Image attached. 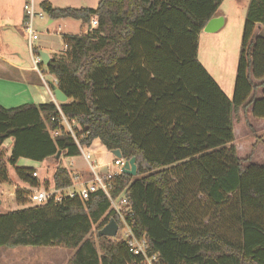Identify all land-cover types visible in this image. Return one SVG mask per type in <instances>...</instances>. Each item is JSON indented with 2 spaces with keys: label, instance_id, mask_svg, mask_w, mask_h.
<instances>
[{
  "label": "trees",
  "instance_id": "1",
  "mask_svg": "<svg viewBox=\"0 0 264 264\" xmlns=\"http://www.w3.org/2000/svg\"><path fill=\"white\" fill-rule=\"evenodd\" d=\"M223 1L99 0L94 9L41 2L49 20L89 26L96 17L97 26L63 35L64 58L46 65L66 102L0 106V149L12 140L7 162L0 159V183L10 165L22 183L38 187L35 169L17 163L50 159L58 164L52 185L66 188L71 174L60 159L79 157L77 143L98 141L135 159L136 176H117L112 196L127 199L149 255L162 264H264V162L239 157L233 146L234 116L264 121V37L257 34L264 0L249 2L231 99L197 58L198 37ZM61 115L75 123L76 140ZM187 194L196 208L185 207ZM26 195L16 192V203L26 204ZM229 203L235 241L201 228L195 216L207 219ZM110 220L120 225L102 192L18 209L0 215V248L63 249L72 252L66 264H130L124 242L98 236Z\"/></svg>",
  "mask_w": 264,
  "mask_h": 264
},
{
  "label": "rangeland",
  "instance_id": "2",
  "mask_svg": "<svg viewBox=\"0 0 264 264\" xmlns=\"http://www.w3.org/2000/svg\"><path fill=\"white\" fill-rule=\"evenodd\" d=\"M42 1V0H39ZM54 7L57 8H72L79 9L83 7H94L99 0H48ZM35 11L39 10L38 0H34ZM46 21L48 17L44 18ZM37 20L34 25L36 26ZM236 23H232L225 31L226 38L223 39L224 33L221 38L213 42V50H209L208 46L203 43V37L198 41V61L203 64L206 69L214 77L213 80L221 88L222 92L231 99L233 93V86L235 81L236 67L239 54V40L242 36L243 28L236 30ZM71 28V32L80 33L83 30L80 27ZM80 26V25H79ZM241 41V40H240ZM234 126V143L237 155L242 158L248 157L252 154V161L254 163L264 162V121L253 120L250 116H243L240 112L233 117ZM76 127V126H75ZM77 130V129H76ZM261 140H258V139ZM12 140L6 141L0 149V159L7 162L10 151V144ZM94 147L85 148L79 157L60 159V164L66 168L70 174L76 172L87 173L90 165L97 167L98 173L101 171L109 170L117 172L119 169L110 164L113 162L114 157L109 153L103 157H97L94 153L96 148H99V143L93 144ZM50 160V159H49ZM72 164V165H71ZM58 164L53 160L46 163L32 164L36 169L38 185L47 187L52 185V175ZM105 165V168H98V166ZM8 181L0 183V215H5L11 211L23 209L26 207L36 206L33 203L26 202L24 205L16 203L15 195L18 191L32 193V189L22 183L16 176L15 170L10 165L6 166ZM190 189L193 190L191 187ZM194 199L191 195L187 194L185 207L196 208ZM218 213L211 212L210 217L207 219L201 218L196 215L201 228H206L218 235H223L230 240H237L239 238L237 224L233 218L232 203H229L221 208ZM72 256V252L56 249V248H25L18 247L15 249L0 248V264H66Z\"/></svg>",
  "mask_w": 264,
  "mask_h": 264
},
{
  "label": "crops",
  "instance_id": "3",
  "mask_svg": "<svg viewBox=\"0 0 264 264\" xmlns=\"http://www.w3.org/2000/svg\"><path fill=\"white\" fill-rule=\"evenodd\" d=\"M43 1L50 3L48 0H38V7ZM249 2L250 0H224L215 17L222 19L221 25L211 33L202 31L198 41L200 37H203V43L208 46L209 50H213V42L221 38L223 36L221 35L222 33H224L223 39H225L227 35L225 30L232 23H236V30L243 28ZM26 3L27 0H0V106L5 109L24 105H41L50 102L57 104L58 102L55 101L52 90V86L56 88L54 85L55 78L47 72L46 65L53 59L64 58L63 35H80L89 30V26H86L83 30V23L72 19L46 21L44 19L47 17L45 14L42 19H36L35 31L37 32L38 40L35 42V54L43 53L47 56V63L41 66V78L32 70L31 54L27 47V37L23 29L25 21L23 7ZM97 5L83 8L94 9ZM38 11L41 10L39 9ZM76 25L83 31L80 33L69 31L71 28L77 27ZM257 34L264 37V27H260ZM204 68L214 78L208 69ZM96 142L98 141L94 143ZM93 144L91 147H94ZM11 147L12 142L9 146L10 150ZM94 153L97 157L109 154L100 143L99 148H96ZM48 161L50 160H46L43 163ZM32 164L33 162L31 161L21 159L18 161L17 166L36 169ZM79 174L87 176L88 172H80Z\"/></svg>",
  "mask_w": 264,
  "mask_h": 264
},
{
  "label": "built area",
  "instance_id": "4",
  "mask_svg": "<svg viewBox=\"0 0 264 264\" xmlns=\"http://www.w3.org/2000/svg\"><path fill=\"white\" fill-rule=\"evenodd\" d=\"M25 14V21L23 24L24 33L27 37V47L31 54L32 70H34L41 78L42 61L39 55L35 54V42L38 40L37 32L35 31L34 22L36 19H42L44 13L42 11H35L34 0H27L23 7ZM97 26V18L93 17L90 21V29ZM66 50V47H64ZM56 86V79H54ZM65 132L70 134L75 140V123L68 121L62 115L58 120ZM52 137L58 136V132L51 133ZM77 143V141H76ZM77 146L82 152L85 148ZM114 157V156H113ZM126 161L114 157L111 166L117 167L119 170L111 172L109 170L97 172L96 168L90 165L88 175L83 176L79 173L71 175V185L66 188L56 189L53 185L47 187L31 188L33 191L27 196V201L36 206H43L49 203L55 205L62 204L67 200H79L85 202L89 197L95 193L102 192L109 201V211L113 212L119 219L117 233L112 241L124 242L128 252L132 255L133 260L130 264H162L158 254L149 255V246L145 237H137L134 233L135 223L133 221V212L128 204L127 199L123 194L113 197L112 193L116 189L115 178L122 174V168ZM72 165V164H71ZM105 168V165L98 166V168ZM37 178V174H33Z\"/></svg>",
  "mask_w": 264,
  "mask_h": 264
},
{
  "label": "water",
  "instance_id": "5",
  "mask_svg": "<svg viewBox=\"0 0 264 264\" xmlns=\"http://www.w3.org/2000/svg\"><path fill=\"white\" fill-rule=\"evenodd\" d=\"M221 23H222L221 18H213L205 25L203 32L211 33L215 29H217V27H219ZM38 55L41 58L42 64H46L47 56L43 53L38 54ZM52 90H53V95H54V99L56 102L64 103L67 100V98L54 86H52ZM110 154L118 159L122 158L121 153L118 150L112 151L110 152ZM59 157H60V152H58L57 154V159H59ZM122 173L128 176H131V177L136 176L135 159H131L130 161H126L124 163L123 168H122ZM117 229H118L117 223L114 220H110V222L102 230L99 231L98 236L105 237V238H114L116 236Z\"/></svg>",
  "mask_w": 264,
  "mask_h": 264
}]
</instances>
